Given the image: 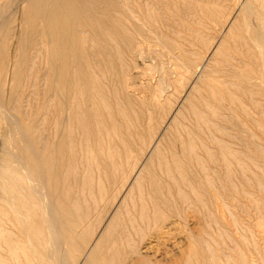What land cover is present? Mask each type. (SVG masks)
I'll list each match as a JSON object with an SVG mask.
<instances>
[{
	"label": "bare ground",
	"instance_id": "bare-ground-1",
	"mask_svg": "<svg viewBox=\"0 0 264 264\" xmlns=\"http://www.w3.org/2000/svg\"><path fill=\"white\" fill-rule=\"evenodd\" d=\"M183 1L184 2L181 3L182 5L184 3L186 6L191 7L190 2L192 1L190 0H183ZM196 1L200 2V0H196ZM208 1L210 0H201V5L203 3V5L205 4V6L206 4L210 6V4H208ZM216 2L214 0V3L212 2L213 5H215ZM260 2L261 1H259V3ZM170 6L179 7V4H177L175 0H0V152H1V155H0V200L2 201L4 200L3 202L0 201V203L5 202L6 207H7L4 209V206H2L4 204L2 205L0 204V212L1 210L4 211L3 216L7 213L11 216L10 220L12 223L15 222L14 224L18 227L16 231L18 230L19 236L22 238H25L26 244L23 243L25 244L24 246L25 264H72V259L70 256L71 255L75 256L76 254L79 255L78 257L83 256L82 261L84 260V264H109V262L111 261L113 262L112 258L114 256H116L114 257V259L118 260L117 257H119L121 253L120 252L121 251L120 242H121V237L123 233L122 235H119L120 231H118L119 230L118 225L114 226L113 224L114 221L110 223L112 220L111 221L109 220L110 221L109 223L111 225L106 224L108 225V227L105 229V233L107 232V234L110 235L111 240L104 242L103 241L104 238L101 239L100 238L101 236L99 237L100 241L102 240L103 243H106L104 246L105 247L104 251L107 252L109 256V258L106 260L105 258L104 260L102 259L100 260L99 257H101L100 255L104 251L102 253L99 252L97 250L98 249L97 246H96L97 249L93 248L94 249L93 250L91 247H89L90 239L89 241L87 240L88 235L85 236L84 234L82 237L79 234L80 230L83 228V225L85 223H87L86 224L87 226L89 225L87 222L88 219L86 222L84 221V223L79 222L73 219L74 216L71 215L73 213L64 214L61 209H62V206L64 207L65 210L69 209V204L73 202V200L69 202L70 198L72 197V192H73L71 190L72 188H76V186H78L79 183L82 184V189L84 190L80 191V189L78 190L76 189L75 194H74L76 197V200H78L77 196L81 192L84 193L83 191L86 190L87 186L89 187V189L87 188L89 192L90 193L92 192V189H93L92 185L95 179L91 177V175L93 176L95 174V172L93 171L94 166L96 167V168L94 167L95 170L98 171L97 172L98 174H96V176L98 180L97 185L101 193L100 195L103 194V190L105 191V187L103 185H105L106 183H107V186L110 183L114 191L117 190V186L118 185L120 186L122 182L128 177V176L126 177V172H124V170L122 169L123 167L122 163L123 162L125 163L126 161H124V159L126 160L128 157L126 158L124 155H123L124 157H122V154L125 153V151L122 153L120 152L121 150L119 148L121 146L124 147L127 153V154L125 153V155L129 156L128 154L131 151L130 147L132 149L133 145L129 143L128 138L130 139L132 136L134 138H137V140H140V141L143 140L142 134L139 133V129H140L139 126H138L139 128L138 130H135L133 127V129L135 130L133 132L134 134H132L131 129H130V126L132 125L130 124L131 122L133 124L138 123L139 125V122H134V120H136V116L138 117V114L137 112H135V109H137L139 106H144L148 108L149 113H152V110L155 107L157 108V110H159L158 106L160 107L163 105V103H165L164 101L165 99H167L166 98L168 96L167 94L169 93L171 94L175 92L174 90L176 91L179 90L173 87V83H172L173 80L175 81L178 77L184 76L185 72H188V75H190L189 74V71L191 70L189 67L190 63L188 64L189 60L187 59L186 61L184 57L186 54L185 45L188 44L190 40L188 36L186 38L184 34L185 37H183L181 33H183L184 30H187V32L189 30L192 32V33L190 32L191 34L195 35L193 36V39L194 38L196 39L198 35L201 38L200 36L201 34H199V30L197 29V27H196V30L191 29L193 27H191L192 25L189 22V19L193 18L194 16V12L192 13L193 10H190L187 7H182L180 5L181 6L180 13H179L180 17H177L178 18L177 19L173 13L172 15L174 16L172 15H171L172 17L168 16L166 8H169ZM193 6H196V4ZM193 6H192V9H194ZM211 7H208V8H211ZM196 8L200 9L198 6ZM214 8H211V9H214ZM222 8L224 9V7ZM201 10H202V7H201ZM206 10H210V9H206ZM219 10L220 9H218L217 11ZM194 11L196 12V10ZM210 12H213V11L210 10ZM243 12L245 13V18L241 20L247 22L248 24L250 23L254 24V25L252 24L254 28H252V26L250 25L247 27L248 28L247 30L250 31L251 35L246 34V36L244 35L243 37H241L242 42L244 43L243 45H245L246 46L245 49H247V52L245 54L249 53L247 55V57L249 58V62L248 60L247 62L249 63V65H252L253 63L254 65L261 64V66H263L264 65L263 64L264 63V6L260 5L257 7L254 1L249 0L247 3V7H245ZM207 14L208 13H206L205 11V15ZM209 14H212V13H209ZM257 16L259 18H257ZM203 18H206V17H203ZM203 18H201V23H203L202 22ZM207 18H210V17H207ZM197 19H195V22H197L196 21ZM232 19H233L232 20L233 22L234 20L238 18H235V19L232 18ZM239 19H238V22L240 21ZM248 19L253 20V21L249 23ZM256 19H259L258 22L260 23L261 30L256 29L257 27L255 24ZM229 22L231 21L229 20ZM238 22L236 21V24H238ZM177 23L178 24L180 23V25L178 26ZM174 25L175 27H177V29H175ZM159 26L162 28H165V32H163V30H160ZM195 26L197 25L195 24ZM235 27L238 28V26H235ZM222 28H223V25H222ZM232 28L234 29V26ZM224 29H225V26H224ZM239 30L241 31V29ZM248 31L246 32L248 33ZM191 34L188 33V35H191ZM234 41L233 43L236 42ZM242 42L240 41V43ZM191 43H192V40H191ZM229 43L231 44V41ZM236 43H238V41ZM239 45L240 44L238 45L236 44L237 47ZM193 46L195 47V45ZM236 46H233V47L237 49ZM223 49H227V47ZM255 50L258 51L259 55L256 53ZM231 51L233 50L231 49ZM184 52L185 54H183ZM224 52H226V50ZM221 53H222V50H221ZM190 54L194 55L195 53L194 54L190 53ZM225 55L223 56L225 57ZM229 55H227L229 58H231L232 60L235 59V56L233 58L232 55L231 56ZM227 56L225 57L226 61H227ZM231 59L228 65L224 64L225 67L222 66L220 68L219 66H217L219 69H221L219 72L220 74H222V76L220 75L217 76L219 73L218 71H215L210 76L204 75L200 77L202 78L201 87L199 89L196 88L197 85L193 87L194 89L195 88L197 89L195 93L198 94V97L200 96V98L198 99L199 101L198 103L197 101H196V104L192 103V101L194 102V100H197L195 98H193L194 100L190 99V101L188 100L187 101L191 103L192 110L195 116H198L201 120L202 118L204 120L208 118L207 112L213 116L212 118H214V123L213 121L212 122L206 121V122L213 124V127H215L216 132L218 133L217 134L218 137L217 139H215L216 137L215 138L212 137L213 135L212 132H211L212 135L211 136L209 135V136L213 139V141L217 140L216 141L217 144L216 143L215 144L218 147L217 149H219L218 156H220V161L224 165V167H227L229 165L233 166V163L235 161L243 164V162L245 161V158H248L252 160L253 162L261 163L262 160H264V150L262 148V144L264 143V71H261L259 68L258 69L256 68V71L259 72L257 76L258 78L261 79V80L259 79L261 83L258 81L248 82V77L245 74H243V72H247V71H244L242 67L240 66L239 67L241 69L238 68L237 67L238 65L234 64ZM219 61H222V60H219ZM226 61L224 62L226 63ZM236 61L241 66H243V63L241 60H235V62ZM227 62H229V60ZM192 64H195V63H192ZM214 67L212 66L213 69ZM262 70H264V68ZM212 72L213 71H211V73ZM246 74L250 75L249 73H246ZM193 75L194 74L190 76H193ZM105 78H107L108 81L110 82H107ZM200 78L197 79V76H196L197 80H199ZM102 79H104L103 80L104 82H102ZM184 79L186 81V78ZM41 82H42V85L39 86ZM177 83H175V85ZM172 89H173V92H172ZM194 95L192 96L195 97ZM201 104L204 105L205 108L208 109L206 110V112L203 109H201V106H202ZM147 108H146V111H148ZM163 112H165V110ZM50 116L52 118H50ZM153 116L151 115L149 117H153ZM173 118H176V117H173ZM174 120L175 119H173V121ZM210 120H213V119H210ZM184 128L186 129L185 126ZM183 129L179 130L178 128L177 131L178 130L182 131ZM173 131L174 132L172 134L174 136V133L176 131L175 130ZM178 132L175 134L176 137L174 136L175 140H177L176 142L178 141L182 142L184 138L180 136L179 135L180 132L179 133ZM183 132H185V130ZM149 133L152 134L151 132ZM186 133L187 132H185V134ZM240 134H244L246 138H244L245 136L242 137ZM186 135H189V133ZM196 137L198 138V135ZM187 138H188V142H190L189 138L191 139V135L190 137H187ZM193 139L197 140L196 138L192 136V141L195 142ZM183 143H186V142L183 141ZM237 143L241 144V146L243 145V147L245 148L247 147L248 148V149L246 148L247 150H250L252 146H255L256 150L254 151L252 150L253 152L249 151L250 152L249 154H251L250 156L247 153H245V151H241L238 148L236 150L234 148V145L236 146ZM176 145L177 143L174 144L173 147L175 148ZM184 145L183 147H185ZM200 145L205 147L206 144H200ZM154 146H152V148ZM187 146L188 148L191 147V145L189 147V143H187ZM157 147H156V153H158ZM194 148L195 147H191V149L184 148L188 152L186 151L185 153H183V152H178L180 151V147L179 149L177 147L176 149H178V151L176 150L172 151V159H170L171 161L169 160L170 162H168V160L164 162L163 160L164 163L162 162L163 163L162 165L157 164V166L159 167L162 166V168H160L161 173L163 169V171H165L164 172L165 174L166 173L169 174L171 183H178L179 185V182L182 183L188 180L189 174H187L185 170L188 169V163L190 159L193 158L192 156L196 154V152H193L194 150H192ZM160 149H159V152H161L162 150ZM195 150H197V148ZM208 151L210 150L208 149ZM206 153L208 152L206 151ZM210 154L211 153H209V158H210ZM136 155L137 154H135V156ZM196 156H198V154ZM132 158L134 160V157ZM159 159L160 158L157 157V161ZM216 161L218 160L216 159ZM200 162H201V159H200ZM196 163L197 162H195V164ZM258 163L257 165H259ZM148 164H151V163H148ZM190 164H193V163H190ZM190 164L189 166L191 167L192 165ZM248 164L247 166H249ZM84 165H85V168L83 167ZM129 165H130V162H129ZM137 166L138 164L136 165V167ZM130 167L132 166L130 165ZM136 167H133V168H136ZM184 167L186 169H184ZM126 168H127V163H126ZM203 168L201 170H203ZM219 168L220 167L218 166V169ZM239 168H240V165H239ZM261 168L263 169L264 167H261ZM80 169H81V172H80ZM143 169L144 168H141L140 170L137 169L138 171H134L133 169L132 171L134 172H131V171L128 172V173H131L132 175L131 178L133 179L130 186L134 182L132 187H130L131 193H132V190H134L135 188V187L133 188L134 185L135 186L137 185L138 188H140V190L142 189L144 191V188L142 186L143 183L141 185V182H142L141 176H145L144 174L141 175L142 172L144 171ZM151 171H152V168L149 171V173ZM207 171L209 172V169H207ZM240 172L242 173V171ZM250 173H251V170H250ZM263 173L264 172H262V174ZM150 174H151L150 181L152 182V186L150 184L151 188L148 189V191H150L151 193L148 192V194L149 193L151 194L152 199L156 203L155 214L158 215L159 209L162 207L160 206V203L163 201V200L161 201L159 197L162 196L167 191V188L163 184L164 182L162 183V180L158 178V174L157 175L154 173H150ZM217 175L216 177H218ZM249 175L247 178H249ZM225 176H226V173H225ZM199 177L200 176H198V178ZM205 177H204V180H205ZM242 177L244 178L246 176L243 175ZM170 180H166V181L164 180V181L169 184ZM192 180H194V178ZM196 181H199V180L197 179ZM226 181H227V178H226ZM228 181H231V179H229ZM190 182L192 181L190 180ZM218 182H219V179H218ZM192 183L190 185H192ZM229 183L231 184V187H233L232 181ZM148 184H149V181H148ZM197 184L199 183L197 182L196 185ZM203 184H206V182ZM249 184L251 183L249 182ZM185 185L184 187L188 186V185L186 186ZM163 186H165L166 191H164ZM220 186L222 187L221 184ZM223 187L221 189H223ZM235 187L237 186L235 185ZM124 188L125 187H123V189ZM212 188H214L213 184H212ZM230 188H229V191L231 190ZM123 189L122 191H124ZM169 189L171 192L172 191L171 188ZM127 190H129V188ZM114 191L112 190V193ZM196 191L199 192L197 188H196ZM236 191L237 190H234V192ZM262 191L264 192V190ZM234 192H231V193H234ZM219 195L218 197L220 198L221 196ZM228 195H227V198H230L231 195L229 197ZM247 195L250 197L249 193ZM80 196L83 197L82 195ZM102 196L104 197L105 195L103 194ZM235 197H236V194H235ZM27 198H29V200H27ZM125 198H126V195H125ZM200 198L202 199V197ZM200 198H199V202L201 200ZM252 199H254V197ZM76 200H74L75 204L77 203ZM143 200L145 201V199ZM166 201L168 203L169 201H171V198L170 200L166 199ZM224 201L226 200L223 199V202L219 206L221 217L220 218L218 217L219 224L222 228L226 227L224 226L225 217H226L225 211L228 210L226 208V205H225L226 203ZM217 203H218V200H217ZM257 204H260V203L256 202L255 205L257 206ZM82 206H84V204H82ZM119 206L118 207L115 206L116 209H118ZM80 208L82 207H79V209ZM120 209L121 207L119 208V210ZM233 209L234 208H232V211ZM99 210L100 209L98 208V212ZM229 210H228V213H230ZM78 211L76 213L77 215H79V212H81V211L79 212ZM244 211L246 212V210ZM82 212L85 215L84 211ZM98 212H95V213H98ZM86 213L87 215H89L88 213L90 212H86ZM9 215H8V218H9ZM229 216L232 217V213H230ZM237 216L235 214L233 215V217H236L235 219H237ZM0 217H1V214H0ZM82 217H80V219H82ZM112 217L111 219L114 218ZM233 217L232 219L227 218L226 220L230 219L229 221L232 222L235 220L233 219ZM84 220H86V218ZM117 223H120V222H117ZM117 223L115 222V224ZM2 224H5V223L3 222ZM232 224L234 227L235 223L232 222ZM32 226L35 228L34 235H32L31 233ZM238 226L239 225H237V227ZM11 227H12V224L10 228ZM88 227L89 229L91 228L90 225ZM1 228H0V239H4V241L3 240H0V241L4 242V243L2 242L3 243L2 245L5 248V252L3 253L4 254L7 253L6 251L7 249L14 255V257L19 255L20 252H18L17 254V251L20 248L19 245L20 244L22 245V243L19 242L18 239L14 240L11 237H8L7 233L5 232L6 229L2 230L4 228L2 229ZM122 228L124 227L122 226ZM222 228H220L219 231ZM229 229L230 228H228L227 231ZM231 229L233 228L231 227ZM246 229L248 230V228ZM10 232L13 233L12 231ZM225 232L226 231H223V233ZM81 233L83 232L81 231ZM219 233H222V231H220ZM232 233L230 234V236L232 235L231 238L232 237L237 238V236H239V235H236V233H235L236 236H233ZM160 234H163V233L160 232ZM39 235L42 237V240H43L42 242L39 240L40 238ZM101 235L104 236V233H102ZM195 235H194V239H195ZM240 237L242 238L241 235L239 236V238ZM99 238H98V241H99ZM125 238L123 240H125ZM222 238H224V235ZM233 239L231 241H233ZM96 241H97V238H96ZM196 241H197V238H196ZM234 242L238 243V240H235ZM43 243L46 245L44 246ZM124 245H126V243ZM101 246L102 245H100V247ZM122 246L123 245H121V247ZM192 246H194V244ZM200 248H203V245ZM204 248L203 249L205 250V252H206V249L207 250L209 249L208 251L210 255H212L211 253L212 251H210V248L208 247H204ZM69 249L72 252L74 251L76 254H70ZM100 250L102 251L103 248ZM204 250L203 251L201 250V251L204 253ZM208 251L206 253H208ZM215 251H217V249H215ZM123 252H125V250ZM8 254L9 253H7V255ZM190 254L188 253L187 255L186 253L187 256L190 255L191 257L195 258L196 256L199 255V252L197 251V249H193L190 252ZM214 254H216V252ZM128 255L126 257H128ZM207 255L204 254L202 257L205 256L207 258ZM223 255H226V254H223ZM7 257L8 259H10L9 256ZM20 257H22V254ZM214 258H215V255L213 257V260ZM146 259H149V258H146ZM216 261H213V263ZM192 262L194 261L192 260ZM2 264H6V263L2 262Z\"/></svg>",
	"mask_w": 264,
	"mask_h": 264
},
{
	"label": "rangeland",
	"instance_id": "rangeland-1",
	"mask_svg": "<svg viewBox=\"0 0 264 264\" xmlns=\"http://www.w3.org/2000/svg\"><path fill=\"white\" fill-rule=\"evenodd\" d=\"M177 1H179V2H177ZM190 1H192V2H190L191 3V7H189V6H186L184 3H183V5L181 4L182 2H184L183 0H175V2L177 3V4H179V7H175V6H170L169 8H166L167 9V14H168V16L169 17H172V16H176V18L177 17H180L179 16V13H180V7L182 6V7H187V8H189L190 10H193L192 11V13L194 12V16H193V18H190L189 19V22L191 23V27H193V28H191V29H195L196 30V27H197V29L199 30V34H201L200 36H201V38L199 37V35H198V37H196V39H197V41H196V39L194 38L193 39V36H195V35H193V34H191L192 32L191 31H189L188 30V32H187V30H184V32L183 33H181V35L183 36V37H185L186 36V38H187V36H188V38H189V40H190V42H188V44H186L185 46H186V48H185V46H184V48H185V50H186V54H185V52L183 53V54H185V59H186V61H187V59L189 60L188 61V64H189V67H190V71H189V74L190 75H192V74H194L193 76H190V75H188V72H185L183 75L184 76H181V77H178L175 81L173 80V87H175V89L177 88V89H179V90H174L175 92H173V89H172V92L174 93H169V94H167L168 96L166 97L167 99H165V103H163V107L162 106H158V109L159 110H157V108L155 107L153 110H152V113H149V110H148V108L147 107H144V106H139L138 108H140V109H135V112H137V114H138V117L136 116V120H134V122H139V125H138V123H135V124H133L131 121V123L130 124H132L131 126H130V129H131V132H132V134H134L133 132L135 131V130H138L139 128V133H141L142 134V137H143V140H137V138H134V137H132L131 136V138L129 139L128 138V140H129V143H131L130 145L132 146V149H131V147H130V150L132 151H130L129 152V156H126L125 155V153H126V150H125V148L124 147H120L119 149L121 150L120 152H124L125 151V153H123L122 154V157H128L126 160L124 159V161H126L125 163L123 162L122 163V169L124 170V172H126V179L122 182V180H121V182H122V184L119 186H117V190H116V188H115V190L116 191H114V189H112L113 187L110 185V183H109V185L107 186V183L105 184V185H103L104 187H105V191L103 190V194L105 195L104 197L102 196V195H100L101 193H100V191H99V188H98V180H97V176H96V174H98L97 172L98 171H96L95 170V168L93 167V171L95 172V177H94V175L92 176L91 175V177H93L94 179H95V181H94V183H93V185H92V187H93V189H92V192L90 193L89 192V187L87 186L86 187V190L85 191H83L84 193H80L78 196H77V198H78V200H80V201H78V200H76V197H75V191H76V189L78 190V189H80V191H82V190H84V189H82V184H78V186H76V188H72V190L71 191H73L72 192V197L70 198V201L69 202H71L72 200H73V202H71L70 204H69V209L68 210H65L64 209V207L62 206V212L65 214H71V213H73V214H71L72 216H74L73 217V219H75V220H77V221H79V222H83L84 223V221L86 222L87 221V219H88V224L90 225V229H89V225L87 226L86 224L87 223H85L84 225H83V228L80 230V235L83 237V235L85 234V236L86 235H88L87 236V240L89 241V239H90V243H89V247H91L92 249L94 248H96V246L98 247V251L99 252H103L104 250H105V244L106 243H103V241L104 242H107L108 240H111L110 239V235H108L107 234V232L105 233V229L108 227V225L110 224V223H112L113 221V224H114V226L115 225H118V231H120V234L119 235H122V233H123V235H122V237H121V242H120V248H121V253H120V256L119 257H117L118 258V260L116 259H114V257H116V256H114L113 258H112V260H113V262L111 261V262H109V264H133V263H135V264H195V263H197V264H210V262H211V264H264V192L262 191V190H264V173L262 174V172H264V168L262 169L261 167H264V160H262V162L261 163H258V162H253L252 160H250V159H248V158H245V161L243 162V164H241V163H238V162H234L233 163V166H227V167H224V165L221 163V161H220V156H218L219 155V149H217L218 147L216 146V144H217V140L216 141H213V139L210 137L211 135H212V133H213V135H212V137H216L215 139H217V137H218V133L216 132V129H215V127H213V124L211 123H209V122H212L213 121V123H214V118H212L213 116L210 114V113H208L207 112V114H208V118L207 119H203L202 117V120L203 121H205V122H203L198 116H195V114H194V112H193V110H192V105H191V103L190 102H188V101H190V99H192V100H194L193 98H195V99H197V100H194V102L192 101V103H194V104H196V101H197V103L199 102L198 101V99L200 98V96L198 97V94L197 93H195L196 92V88H200L201 87V85H202V82H201V80H202V78H200V77H202V76H210V75H212L215 71H218V75L217 76H222V74H220V70L221 69H219L217 66H219L220 68L223 66V67H225L224 66V64L225 65H228L229 63H230V59L231 58H229L227 55H229V56H231L232 55V57L234 58V56H235V59H231L232 61H233V63L234 64H237L236 66L238 67V68H240V67H242V69L244 70V71H247V72H243V70H242V72H243V74H245L247 77H248V82H260L261 83V79L260 78H258V71H256V68L258 69H260L261 71H264V70H262L263 68H264V63L262 64L263 66H261V64H259L260 65V67H259V65H254L253 63H252V65H249V58L247 57V55L249 54H245L246 52H247V49H245L246 48V46L245 45H243L244 43L242 42V39H241V37H243L244 35L246 36V34H249V35H251V33H250V31H248L247 29V27L250 25V26H252V28H254V24L253 23H250V22H252L253 20H250V19H248V22L250 23V24H248L247 22H245V21H243V20H241V19H244L245 18V13L243 12L244 11V9H245V7H247V3H248V1L247 0H217V2H216V0H215V5H213V3H214V0H210V1H212V2H210V1H208V4H210V6L209 5H207L206 4V6H205V4L203 5V3H202V5H201V0H200V2L199 1H196V0H190ZM195 1V2H194ZM230 3H229V2ZM252 1H254L255 2V4H256V6L258 7V6H264V0H252ZM259 1H261L260 3H259ZM210 2V3H209ZM212 3V4H211ZM218 3H219V5H218ZM195 5L196 4V6H193V5ZM198 4V5H197ZM217 4V5H216ZM223 4H225V5H223ZM181 5V6H180ZM242 5V6H241ZM192 6H193V8L194 9H192ZM199 7L200 9H197L196 7ZM212 6V7H211ZM219 8H218V7ZM226 6V7H225ZM228 6V7H227ZM173 7V8H172ZM201 7H202V10H201ZM208 7H211V8H214V9H211V8H208ZM222 7H224V9L222 8ZM230 7V8H229ZM175 8H177V9H175ZM170 9V10H169ZM206 9H210L211 11H213V12H210V10H206ZM218 9H220L219 11H217ZM241 9V10H240ZM174 10V11H173ZM194 10H196V12H197V14H196V12L194 11ZM204 10V11H203ZM216 10V11H215ZM200 11V12H199ZM205 11H206V13H208L207 15H205ZM229 11V12H228ZM234 11V12H233ZM236 11V12H235ZM202 12V13H201ZM203 12H204V14H203ZM215 12V13H214ZM218 12V13H217ZM172 13L174 14V15H172ZM178 13V14H177ZM209 13H212V14H209ZM214 13V14H213ZM261 13V12H260ZM198 14H200V15H198ZM201 14H203V15H201ZM217 16H216V15ZM172 15V16H171ZM242 15H243V17H242ZM255 15H256V13H255ZM198 16V17H197ZM199 16H200V18H199ZM206 17V18H203V17ZM217 18H216V17ZM218 16H219V18H218ZM195 17V18H194ZM207 17H210V18H207ZM198 18V19H197ZM201 18H203L202 20V22L203 23H201ZM230 18V19H229ZM232 18H240L239 20V22H238V19H236V20H234L233 22H232ZM257 18H259L258 16H257ZM178 19V18H177ZM195 19H197L196 21L198 22H195ZM194 20V21H193ZM200 20V21H199ZM229 20L231 21V22H229ZM258 20L259 19H256L255 20V24H256V29H259V30H261V26H260V23L258 22ZM191 21H193V22H191ZM209 23H208V22ZM236 21L238 22V24H240V22H241V24L240 25H238V24H236ZM220 22V23H219ZM205 23V24H204ZM223 23V24H222ZM245 23V24H244ZM194 24V25H193ZM195 24L197 25V26H195ZM199 24V25H198ZM203 24V25H202ZM221 24V25H220ZM227 24V25H226ZM253 24V25H252ZM258 24H259V26H258ZM176 25V24H175ZM175 25H174V27H175ZM177 25L179 26L180 25V23L178 24L177 23ZM176 25V26H177ZM201 25V26H200ZM206 27H205V26ZM222 25H223V28H222ZM241 25H243V26H241ZM195 26V27H194ZM201 28H200V27ZM224 26H225V29H224ZM228 27V29H227V27ZM234 26V29L232 28ZM235 26H238V28L237 27H235ZM217 27V28H216ZM159 28H160V30H163V32H165V28H162V27H160L159 26ZM182 28V27H181ZM203 28V29H202ZM207 28V29H206ZM231 28V29H230ZM237 28V29H236ZM175 29H177V27H175ZM223 29V30H222ZM227 29V30H226ZM239 29H241V31L239 30ZM197 30V31H198ZM245 30V31H244ZM227 31H229V32H231V33H229V32H227ZM246 31H248V33L246 32ZM191 32V33H190ZM188 33L189 34H191V35H188ZM184 34H185V36H184ZM242 34V35H241ZM191 36H192V38H191ZM206 36V37H205ZM232 36V37H231ZM237 36V37H236ZM263 36V35H262ZM214 39H216V40H214ZM232 39V40H231ZM238 39V40H237ZM191 40H192V43L194 42V40H195V42L192 44L191 43ZM200 40V41H199ZM202 40V41H201ZM237 42L238 41V43H236L235 41ZM223 41V42H222ZM231 41V44L229 43ZM233 41L235 42V43H233ZM240 41L242 42V43H240ZM197 42V43H196ZM191 43V44H190ZM199 43V44H198ZM206 43V44H205ZM223 43V44H222ZM202 44V45H201ZM203 44H204V46H203ZM213 44V45H212ZM229 44H230V46H229ZM236 44L238 45V44H240L238 47L236 46ZM193 45H195V47L193 46ZM225 45V46H224ZM232 45V46H231ZM189 46V47H188ZM223 46V47H222ZM233 46H236L237 47V49L235 48V47H233ZM243 46V47H242ZM227 47V49H223V48H226ZM231 47V48H230ZM241 49H240V48ZM190 48H192V49H190ZM196 48V49H195ZM198 48V49H197ZM215 48V49H214ZM239 48V49H238ZM254 48H255V46H254ZM210 49V50H209ZM231 49L233 50V51H231ZM199 50V51H198ZM219 50V51H218ZM221 50H222V53H221ZM226 50V52H224ZM243 50V51H242ZM189 53H188V52ZM191 51V52H190ZM197 51V52H196ZM240 51H241V53H240ZM256 51V50H255ZM208 52V53H207ZM234 52V53H233ZM190 53H195L194 55H191ZM197 53H198V55H197ZM215 53H216V55H215ZM232 53V54H231ZM242 53H243V55H242ZM256 53L258 54V51H256ZM226 54V55H225ZM214 55H215V57H214ZM223 55H225V57L227 56V61L229 60V62H227L226 61V58L223 56ZM259 55V54H258ZM196 56V57H195ZM210 57V58H209ZM222 57V58H221ZM224 57V58H223ZM246 57V58H245ZM219 59V60H222V61H219V60H217V59ZM229 58V59H228ZM216 59V60H215ZM226 61V63L224 62V61ZM235 60H241L242 61V63H243V66H241L237 61L235 62ZM247 60H248V62H247ZM190 61H192V62H190ZM195 61V62H194ZM214 61H216V62H214ZM244 61H245V63H244ZM213 62V63H212ZM192 63H195V64H192ZM261 63V62H260ZM212 66L214 67H217V68H215L214 67V69L212 68ZM240 66V67H239ZM253 66V67H252ZM255 66V67H254ZM258 66V67H257ZM255 68V69H254ZM201 69V70H200ZM208 69V70H207ZM215 69H217V70H215ZM241 69V68H240ZM255 70V71H254ZM192 71V72H191ZM211 71H213L212 73H211ZM194 72V73H193ZM197 72V73H196ZM257 72V73H256ZM187 73V74H186ZM204 73V74H203ZM246 73H249L250 75H247ZM200 75V76H199ZM196 76H197V79L198 78H200L199 80H197L196 79ZM186 78V81H185V79L184 78ZM195 78V79H193V78ZM183 78V79H182ZM192 78V79H191ZM181 80V82H180V80ZM254 81H253V80ZM260 79V80H259ZM104 79H102V82H104L103 81ZM105 80L107 81V82H110V81H108V79L107 78H105ZM178 80H179V82H178ZM183 80V81H182ZM188 80V81H187ZM252 80V81H251ZM105 81V82H106ZM192 81V82H191ZM178 82V83H177ZM201 82V83H200ZM175 83H177L176 85H175ZM181 83V84H180ZM189 83V84H188ZM196 83V84H195ZM195 84V85H194ZM42 85V82L40 83V85L39 86H41ZM197 85V86H196ZM179 86V87H178ZM196 86V88L194 89L193 87H195ZM199 86V87H198ZM183 87V88H182ZM189 88V89H188ZM192 88V89H191ZM190 90V91H189ZM195 90V91H194ZM188 92V93H187ZM192 92V93H191ZM194 93H195V95H194ZM190 94V95H189ZM182 95V96H181ZM192 95H194L195 97H193ZM184 97H186V98H184ZM183 100V101H182ZM184 100H186V101H184ZM188 100V101H187ZM167 101V102H166ZM181 101V102H180ZM181 105H180V104ZM188 103H190V104H188ZM202 105V104H201ZM190 106V107H189ZM203 106V107H202ZM201 106V109H203L205 112H206V110H208L207 108H205V106L204 105H202ZM144 107V108H143ZM162 107V108H161ZM184 107V108H183ZM146 108H147V110L148 111H146ZM161 108V109H160ZM165 110V112H163ZM144 113H143V112ZM155 111V112H154ZM168 111V112H167ZM177 111H179V112H177ZM139 112H141V113H139ZM159 113V114H158ZM162 113H164V114H162ZM191 113H193V114H191ZM141 114V115H140ZM150 114V115H149ZM158 114V115H157ZM144 115V116H143ZM153 116V117H149V116ZM162 115V116H161ZM185 117H184V116ZM211 115V116H210ZM147 116H148V118H147ZM142 117V118H141ZM173 117H176V118H173V119H175L174 121H173V119L172 118ZM50 118H52L51 116H50ZM150 118V119H149ZM186 118V119H185ZM138 119H139V121H138ZM209 119V120H208ZM210 119H213V120H210ZM150 120V121H149ZM178 120V121H177ZM192 125H190L187 121ZM198 120V121H197ZM201 120V121H200ZM149 121V122H148ZM154 121V122H153ZM206 121H209V122H206ZM180 122V123H179ZM201 122V123H200ZM143 123V124H142ZM152 123V124H151ZM198 123V124H197ZM208 123V124H207ZM156 124V125H155ZM205 124V125H204ZM207 124V125H206ZM209 124H210V126H209ZM135 125H137V126H135ZM182 125H184L185 127H186V129L184 128V126H182ZM190 125V126H189ZM196 125H198V126H196ZM211 125H212V127H211ZM138 126H139V128H138ZM176 126V127H175ZM208 128H207V127ZM133 127H134V129H133ZM147 127H149V128H147ZM155 127V128H154ZM174 127H175V129H174ZM179 128V130H181V129H183L182 131H177V129ZM211 129H210V128ZM152 128V129H151ZM197 128V129H196ZM199 128V129H198ZM202 128V129H201ZM171 129V130H170ZM192 129V130H191ZM213 129V130H212ZM214 129H215V131H214ZM151 130H153V131H151ZM173 130H175L176 132L174 133V136H175V134L178 132L179 133V135L180 136H182L183 138H184V142H186V143H183V141L182 142H176L177 140H175V137L173 136ZM185 130V132H187L186 134H188L189 133V135H186L185 134V132H183ZM187 130V131H186ZM209 130V131H208ZM193 131V132H192ZM149 132H151L152 134H150ZM183 134H182V133ZM212 132V133H211ZM157 133V134H156ZM156 135V136H155ZM190 135H191V139L189 138V141L190 142H188V138L187 137H190ZM198 135V138L196 137ZM210 135V136H209ZM242 137H244L245 135L244 134H240ZM145 136V137H144ZM160 136V137H159ZM192 136L194 137V138H196L197 140H195V139H193L195 142H193L192 141ZM152 137H154V138H152ZM181 137V138H182ZM147 138V139H146ZM160 138V139H159ZM187 139V141H186V139ZM244 138H246V136L244 137ZM133 139H135V140H133ZM145 139V140H144ZM152 139V140H151ZM171 139V140H170ZM202 139V140H201ZM210 139H212V140H210ZM130 140H131V142H130ZM138 141V143H137V141ZM173 140V141H172ZM204 140V141H203ZM210 140V141H209ZM160 141V142H159ZM202 143H201V142ZM145 142V143H144ZM152 142V143H151ZM157 142V143H156ZM177 143V145H176V147L174 148L173 147V145L174 144H176ZM133 143H135V144H133ZM154 143V144H153ZM171 143V144H170ZM187 143H189V147H190V145H191V147H195L194 149H192V150H194L193 152H196V154L195 155H193L192 157L194 158H191L190 159V161H189V163H188V169H186L185 167H184V169H186L185 170V172H187V174H189V178H188V180H186L185 182H179V185H178V183H171V180H170V178H169V174L168 173H164L165 171H163V169H162V173H161V169L160 168H162V166H157V164L158 165H162L164 162H166L167 160H168V162H170L171 160L170 159H172V151L173 150H176V151H178V149H179V147H180V151H178V152H183V153H185L187 150L186 149H191V147L190 148H188V146H187ZM192 143H194V144H192ZM212 143V144H211ZM215 145H214V144ZM239 143V142H238ZM236 144V146L234 145V148L237 150V148L239 149V150H241V151H245V153H247L248 155H250L251 156V154H249L250 152H253L254 150H256V147L255 146H252L251 148H250V150H247L245 147H243V145L241 146V144ZM136 144H137V146H136ZM139 144V145H138ZM141 144V145H140ZM144 144V145H143ZM153 144V145H152ZM159 144V145H158ZM161 144V145H160ZM185 144V145H184ZM200 144H206L205 145V147H203L202 145H200ZM155 145V146H154ZM158 147H157V146ZM169 145V146H168ZM183 145L185 146V147H183ZM197 145V146H196ZM240 145V146H239ZM136 146V147H135ZM149 146V147H148ZM152 146H154L153 148H152ZM238 146V147H237ZM141 147H143V148H141ZM146 147V148H145ZM156 147H157V152L158 153H160V154H158V153H156ZM169 147H170V149H169ZM178 147V149H176ZM204 148L208 153H206V151L204 150V149H202V148ZM124 148V149H123ZM161 150V152H159V149ZM183 150H182V149ZM184 148H186V149H184ZM197 148V150H195ZM245 150H244V149ZM262 148H263V150H264V143L262 144ZM140 149H142V150H140ZM208 149L211 151H208ZM144 150V151H143ZM155 150V151H154ZM169 150H170V152H169ZM198 150H199V152H198ZM253 150V151H252ZM262 150V151H263ZM141 153H140V152ZM167 153H166V152ZM248 151V152H247ZM250 151V152H249ZM188 152V151H187ZM198 152V153H197ZM212 152H213V154H212ZM143 153V154H142ZM209 153H211L210 154V158H209ZM127 154V153H126ZM131 154H132V156H131ZM135 154H137L136 156H135ZM155 154V155H154ZM158 154V155H157ZM198 154V156H196ZM0 155H1V152H0ZM124 155V156H123ZM149 155V156H148ZM154 155V156H153ZM156 156V157H155ZM170 156V157H169ZM196 156V157H195ZM254 156V155H253ZM252 156V157H253ZM132 157H134V160H133V158ZM157 157L158 158H160L159 160H161V161H157ZM214 157H215V159H214ZM196 158V159H195ZM203 158V159H202ZM200 159H201V162H200ZM209 159V160H208ZM216 159L218 160V161H216ZM131 160V161H130ZM136 160V161H135ZM150 160V161H149ZM154 160V161H153ZM163 160H164V162H163ZM170 160V161H169ZM211 160V161H210ZM247 160V161H246ZM123 161V160H122ZM133 161V162H132ZM129 162H130V165L132 166V167H130V165H129ZM154 162V163H153ZM163 162V163H162ZM195 162H197L196 164H195ZM203 162V163H202ZM221 164H220V163ZM126 163H127V168H126ZM148 163H151V164H148ZM152 163H153V165H152ZM160 163V164H159ZM190 163H193V164H190ZM217 163H218V165H217ZM245 163H249L248 165L249 166H247V164H245ZM253 163V164H252ZM256 163V164H255ZM257 163L259 164V165H257ZM133 164V165H132ZM138 164V166L136 167V165ZM145 164H147V165H145ZM189 164L190 165H192L191 167L189 166ZM204 164V165H203ZM251 164V165H250ZM254 164H255V166H257V167H255L254 166ZM135 165V166H134ZM145 165V166H144ZM203 165V166H202ZM235 165V166H234ZM239 165H240V168H239ZM244 165V166H243ZM246 165V166H245ZM263 165V166H262ZM82 166V165H81ZM152 168V171L150 172V173H154V174H158V178L160 179V180H162V183L166 186V188H167V191L165 190L166 188H165V186H163L164 187V191H166L162 196H158L160 199H161V203H160V206H162L160 209H159V213H158V215H156L155 214V206H156V203L154 202V200L152 199V196H151V192L150 191H148V189H150L151 188V186H152V182L150 181V176H151V174L149 173V171L151 170V168ZM218 166L220 167L219 169H218ZM84 168H85V165L83 166ZM133 167H136V168H133ZM154 167H155V169H154ZM157 167H159V168H157ZM205 169H204V168ZM239 169H238V168ZM255 169H254V168ZM258 167H259V169H258ZM141 168H144L143 170V172H142V174L141 175H145V176H141V185H142V183H143V188H144V191L141 189L140 190V188H138V186L136 187L135 185L133 186V188H134V190H132V193H131V189H130V187H132V185H133V183H132V185L130 186V184H131V182L133 181V179L131 178L132 177V175H131V173H128V172H134V171H138V170H140ZM203 168V170H201ZM234 168V169H233ZM236 168V169H235ZM243 168V169H242ZM246 168V169H245ZM261 168V169H260ZM127 169V170H126ZM130 169V170H129ZM134 169V171H132ZM138 169V170H137ZM147 171H146V170ZM150 169V170H149ZM192 169H193V171H192ZM207 169H209V172L207 171ZM221 169V170H220ZM226 169V170H225ZM233 171H231V170ZM248 169H250L251 170V173H250V170H248ZM189 172H188V171ZM224 170H225V172H224ZM245 170V171H244ZM159 171V172H158ZM206 171H207V173H206ZM215 171V172H214ZM220 171V172H219ZM224 173H223V172ZM238 172V173H236V172ZM240 171H242V173L240 172ZM254 171H256V172H254ZM80 172H81V169H80ZM145 172H146V174H145ZM156 172V173H155ZM193 172H195V173H197L198 174V176H200L199 178H198V176H197V174H195V173H193ZM246 172V173H245ZM128 173V174H127ZM160 173H161V175H160ZM202 173V174H201ZM203 173H205V174H203ZM208 173H209V175H208ZM218 175H217V174ZM225 173H226V176H225ZM234 173V174H233ZM245 173V174H244ZM250 175H249V174ZM257 173V174H256ZM133 174V173H132ZM153 174V175H154ZM163 174V175H162ZM218 176V177H216V175ZM222 174V175H221ZM224 174V175H223ZM241 174H243L244 176H246V177H242L243 175H241ZM235 175V176H234ZM248 175H249V178H247L248 177ZM130 176V177H129ZM191 176V177H190ZM206 176V177H205ZM209 176V177H208ZM221 176V177H220ZM224 178H223V177ZM255 176V177H254ZM142 177H143V179H142ZM164 179H163V178ZM204 177H205V180H207V181H205L204 180ZM242 177V178H241ZM129 178V179H128ZM145 178V179H144ZM194 178V180H192V179ZM208 178V179H207ZM219 179V182H218V179ZM226 178H227V181H226ZM237 180H236V179ZM255 178H257V179H255ZM260 178V179H259ZM123 179H124V177H123ZM199 180V181H196V180ZM229 179H231V181H232V183H233V187H231V184L229 183V182H231V181H228ZM249 179V180H248ZM252 179V180H251ZM149 181V184H148V181ZM166 180H170V182H169V184L167 183V182H165ZM190 180L192 181V182H194V181H196V182H194V183H192V182H190ZM212 180V181H211ZM246 180V181H245ZM146 181V182H145ZM202 181V182H201ZM206 182V184H203V183H205ZM226 181V182H225ZM199 183V184H197L196 185V183ZM223 182V183H222ZM225 182V183H224ZM239 182V183H238ZM249 182L251 183V184H249ZM128 183V184H127ZM192 183V185H190ZM229 183V184H228ZM259 183V184H258ZM118 184H120V183H118ZM127 184V185H126ZM150 184H151V186H150ZM172 184V185H171ZM177 184V185H176ZM186 184V185H188V186H186V187H184V185ZM208 184H209V186H208ZM212 184H213V187L215 188H212ZM220 184L222 185V187L223 186H225V187H223V189H221L222 187L220 186ZM260 184H261V186H260ZM145 185V186H144ZM146 185H148V186H146ZM202 185V186H201ZM206 185V186H205ZM235 185L237 186V187H235ZM243 185V186H242ZM249 185H250V187H249ZM79 186H81V187H79ZM174 186V187H173ZM183 186V187H182ZM197 186V187H196ZM201 186V187H200ZM219 186H220V188H219ZM226 186H228V187H226ZM241 186V187H240ZM252 186H253V188H252ZM257 186V187H256ZM122 187V188H121ZM123 187H125L124 189H123ZM145 187H147V188H145ZM177 187V188H176ZM189 189H188V188ZM202 187H204V188H202ZM209 187H211V188H209ZM231 187V188H230ZM259 187V188H258ZM88 188V189H87ZM108 188H109V190H108ZM129 188V190H127ZM137 188V189H136ZM169 188H171V192H170V189ZM174 188V189H173ZM196 188H197V190H199V192L198 191H196ZM229 188L231 189V190H233V191H229ZM234 188V189H233ZM263 188V189H262ZM98 189V190H97ZM119 189V190H118ZM122 189L124 190V191H122ZM139 189V190H138ZM183 189V190H182ZM185 189V190H184ZM187 189V190H186ZM203 189V190H202ZM244 189V190H243ZM112 190L114 191L113 193H112ZM121 190V191H120ZM137 190V191H136ZM147 190V191H146ZM179 192H178V191ZM201 190V191H200ZM207 190V191H206ZM210 190H212V191H210ZM215 190V191H214ZM224 192H223V191ZM234 190H237L236 192H234ZM99 191V192H98ZM117 191H118V193H117ZM219 191V192H218ZM242 191V192H241ZM249 191V192H248ZM98 192V193H97ZM143 192H144V194H143ZM148 192H150L149 194H148ZM213 192V193H212ZM217 192V193H216ZM224 194H223V193ZM231 192H234V193H231ZM115 193V194H114ZM126 195V198H125V195ZM147 193V194H146ZM178 193V194H177ZM181 193V194H180ZM193 193V194H192ZM225 193H227V194H225ZM228 193H229V195H228ZM250 194V197L247 195V194ZM85 194V195H84ZM86 194H88V195H86ZM162 194V193H161ZM219 194H221V195H219ZM235 194H236V197H235ZM254 194V195H253ZM80 195H82L83 197H81ZM115 197H114V196ZM124 195V196H123ZM138 195V196H137ZM145 195V196H144ZM148 195V196H147ZM166 195V196H165ZM168 195V196H167ZM172 195V196H171ZM187 195V196H186ZM205 195V196H204ZM216 195V196H215ZM218 195L219 196H221L220 198L218 197ZM227 195H228V197L230 196V198H231V200H230V198H227ZM246 195V196H245ZM252 195V196H251ZM95 196V197H94ZM123 196V197H122ZM143 196H144V198H143ZM165 196V197H164ZM185 196V197H184ZM208 196H210V197H208ZM223 196V197H222ZM258 196V197H257ZM89 197V198H88ZM97 197V198H96ZM146 197V198H145ZM167 197V198H166ZM169 197V198H168ZM184 197V198H183ZM188 197H189V199H188ZM200 197H202V199L200 198ZM204 197V198H203ZM249 197V198H248ZM254 197V199H252ZM256 197H257V199H256ZM82 198V199H81ZM96 198V199H95ZM139 198V199H138ZM149 200H148V199ZM155 198H156V196H155ZM170 198H171V201H169L168 203H167V201H166V199L168 200H170ZM179 198H180V200H179ZM199 198L201 199L200 200V202H199ZM216 198H217V200H218V203H217V200H216ZM221 198H223L224 200H226V201H224L226 204V208L229 210V212L230 213H232V217H233V215L235 214L236 216H237V219H235L236 217H233V219H235L234 221H232L233 223H235V225H234V227H233V224H232V222H230L229 220L230 219H232V217H230L229 216V214L230 213H228V210H226L225 211V225L224 226H226V227H224V228H222L221 226H220V224H219V219H218V217L220 218L221 217V212H220V208H219V206L221 205V203L223 202V199H221ZM87 199V200H86ZM90 199V200H89ZM99 199V200H98ZM105 199V200H104ZM109 201H107V200ZM143 199H145V201L143 200ZM27 200H29V198H27ZM74 200H76L77 201V203L75 204L74 203ZM98 202H97V201ZM125 200V201H124ZM174 202H173V201ZM190 200V201H189ZM221 200V201H220ZM238 202H237V201ZM255 201V203H254V201ZM1 202H3L2 200H0ZM104 201H106V202H104ZM130 201H131V203H130ZM141 201V202H140ZM143 201V202H142ZM166 202V204H165V202ZM184 201V202H183ZM189 201V202H188ZM250 201V202H249ZM122 202V203H121ZM164 202V203H163ZM173 202V203H172ZM196 202V203H195ZM212 202H214V203H212ZM256 202H258V203H260V204H257V206L255 205L256 204ZM92 203V204H91ZM101 203V204H100ZM102 203H104V204H102ZM119 203V204H118ZM181 205H183V206H181ZM203 203V204H202ZM242 203V204H241ZM1 205L2 204H4V205H2V206H4V209L5 208H7L6 207V204H5V202L4 203H0ZM82 204H84V206H85V208H84V206H82ZM91 204V205H90ZM106 204V205H105ZM121 204V205H120ZM193 204V205H192ZM241 204V205H240ZM101 205H103V206H101ZM114 205V206H113ZM119 206V208L121 207V209L119 210V208L118 209H116V207H118ZM141 205H142V207H141ZM166 205H168V206H166ZM171 205V206H170ZM188 205V206H187ZM229 205V206H228ZM242 205H243V207H242ZM75 206V207H74ZM106 206V207H105ZM113 206V207H112ZM116 206V207H115ZM136 206V207H135ZM159 206V207H160ZM170 206V207H169ZM240 206V207H239ZM77 207V208H76ZM79 207H82V208H80L79 209ZM93 207V208H92ZM102 207H103V209H102ZM152 207H153V209H152ZM184 207V208H183ZM202 207V208H201ZM259 207V208H258ZM261 207V208H260ZM73 208V209H72ZM98 208L100 209L99 210V212H98ZM104 208H105V210H104ZM232 208H234L233 209V211H232ZM241 208V209H240ZM247 208V209H246ZM256 208V209H255ZM85 209H86V211H85ZM102 209V210H101ZM113 209V210H112ZM162 209V210H161ZM164 209V210H163ZM171 209V210H170ZM178 209V210H177ZM188 209V210H187ZM199 209V210H198ZM243 209V210H242ZM71 210V211H70ZM73 210H74V212H73ZM81 211V212H79V211ZM94 210V211H93ZM110 210H111V212H110ZM136 212H135V211ZM139 210V211H138ZM244 210H246V212L244 211ZM77 211L79 212V215H77L76 213H77ZM82 211H84V213H85V215L83 214V212ZM103 211V212H102ZM141 211V212H140ZM164 211V212H163ZM211 211V212H210ZM232 211V212H231ZM259 211V212H258ZM3 212L4 211H2L1 210V212H0V214H1V217H0V223L2 224L3 222L5 223V224H0V228L2 227V228H4V229H2V230H8V231H6L5 230V232L7 233V236L8 237H11L12 239H18V241L19 242H21L22 243V245L20 244L19 245V249H18V251H17V254H18V252H20V256H21V254H22V257H20L19 255H17V256H15L14 257V255L10 252V251H8L7 249H6V251H7V253H9L8 255H7V253H3V252H5V248L3 247V241H4V239H0V240H3L2 242L0 241V264H2V262H5L6 264H25V253H24V246H25V238H22V237H20L19 236V234H18V230L16 231V229H18V227L14 224L15 222H11V216L7 213V214H5L4 216H3ZM86 212H90V213H88L89 215H87V213ZM95 212H98V213H95ZM118 212H120V213H118ZM122 212V213H121ZM161 212V213H160ZM262 212V213H261ZM140 213V214H139ZM165 213V214H164ZM199 213V214H198ZM217 213V214H216ZM228 213V214H227ZM234 213V214H233ZM81 214H82V216H81ZM93 214H95V215H93ZM97 214V215H96ZM126 214V215H125ZM139 214V215H138ZM159 214H160V216H159ZM220 214V215H219ZM261 214V215H260ZM8 215H9V218H8ZM99 215V216H98ZM101 215V216H100ZM111 215V216H110ZM122 215V216H121ZM250 215V216H249ZM114 218H113V217ZM116 216H117V218H116ZM120 216V217H119ZM138 216V217H137ZM179 216V217H178ZM5 217V218H4ZM7 217V218H6ZM76 217V218H75ZM80 217H82V219H80ZM86 218V220H84L85 218ZM98 217V218H97ZM110 217V218H109ZM111 217L113 218V219H111ZM121 217H122V219H121ZM128 217V218H127ZM136 217V218H135ZM142 217V218H141ZM163 217V218H162ZM127 218V219H126ZM149 218V219H148ZM227 218H230V219H228V220H226ZM259 220H258V219ZM9 219V220H8ZM97 219V220H96ZM115 219H116V221H115ZM2 220H4V221H2ZM98 220H100V221H98ZM111 222H110V221ZM119 220H121V221H119ZM136 220V221H135ZM154 220V221H153ZM256 220V221H255ZM7 221V222H6ZM142 223H141V222ZM144 221V222H143ZM169 221H171V222H169ZM180 221V222H179ZM217 221V222H216ZM10 222V223H9ZM91 222V223H90ZM108 222V223H107ZM110 222V223H109ZM115 222L117 223V222H120V223H117V224H115ZM226 222H227V224H226ZM229 222H230V224H229ZM95 223H97V224H95ZM174 223V224H173ZM176 223V224H175ZM178 223V224H177ZM238 223V224H237ZM241 223V224H240ZM256 223V224H255ZM263 223V224H262ZM11 224H12V227L10 228V226H11ZM14 224V225H13ZM106 224H108V225H106ZM122 224V225H121ZM133 224V225H132ZM136 224V225H135ZM172 224V225H171ZM200 224V225H199ZM245 224V225H244ZM111 225V224H110ZM131 225V226H130ZM175 225V226H174ZM228 225V226H227ZM237 225H239L238 227H237ZM15 226V227H14ZM122 226L124 227V228H122ZM164 226H166V227H164ZM230 226V227H229ZM243 226V227H242ZM253 226V227H252ZM259 226V227H258ZM133 227V228H132ZM136 227V228H135ZM222 228L220 231H222V233H219L220 231H219V229L220 228ZM231 227L233 228V229H231ZM241 227V228H240ZM261 227V228H260ZM89 230H88V229ZM122 228V229H121ZM130 228V229H129ZM142 228V229H141ZM228 228H230L228 231H227V229ZM245 228V229H244ZM246 228H248V230L246 229ZM260 228V229H259ZM263 228V229H262ZM121 229V230H120ZM124 229V230H123ZM133 229H135V230H133ZM162 229H164V230H162ZM171 229H173V230H171ZM202 229V230H201ZM35 228L32 226V229H31V233H32V235H34V233H35ZM101 230V231H100ZM103 230H104V232H103ZM128 230V231H127ZM133 230V231H132ZM162 230V231H161ZM166 230V231H165ZM170 230V231H169ZM232 230V231H231ZM241 230V231H240ZM10 231H12L13 233H11ZM81 231L83 232V233H81ZM136 231V232H135ZM157 231H158V233H157ZM165 231V232H164ZM175 231V232H174ZM223 231H226L225 233H223ZM233 231H235V232H233ZM246 231V232H245ZM248 231V232H247ZM128 232V233H127ZM160 232L161 233H163V234H160ZM173 232V233H172ZM178 232V233H177ZM188 232V233H187ZM233 234V236H236V235H241L242 236V238L240 237L239 238V236H237V238H235V237H232L231 238V236H230V234L231 233ZM263 232V233H262ZM102 233H104V236L103 235H101ZM119 233V232H118ZM140 233V234H139ZM176 233V234H175ZM192 233H194V234H192ZM220 235H219V234ZM227 233V234H226ZM235 233H236V235H235ZM135 234V235H134ZM138 234V235H137ZM196 234V235H195ZM224 235V238H222L223 237V235ZM260 234H262V235H260ZM17 235V236H16ZM124 235H125V237H124ZM130 235V236H129ZM141 235V236H140ZM155 235V236H154ZM194 235H195V239H194ZM198 235V236H197ZM15 236V237H14ZM84 236V237H85ZM101 236V237H100ZM103 236V237H102ZM128 236V237H127ZM132 236V237H131ZM138 236V237H137ZM157 236V237H156ZM165 236H167V237H165ZM203 237V239H202V237ZM222 236V237H221ZM230 236V237H229ZM39 240L42 242L43 240H42V237L39 235ZM91 237V238H90ZM101 239H103L104 238V240L102 241H100V238ZM125 238V240H123L124 238ZM193 237V238H192ZM199 237V238H198ZM243 237H244V239H243ZM21 238V239H20ZM96 238H97V241H98V238H99V241L97 242L96 241ZM108 238V239H107ZM190 238V239H189ZM196 238H197V241H196ZM202 240H201V239ZM234 238V239H233ZM240 240H239V239ZM24 239V240H23ZM86 239V238H85ZM185 239V240H184ZM194 239V240H193ZM199 239V240H198ZM205 239V240H204ZM233 239V241H231ZM106 240V241H105ZM158 240V241H157ZM235 240H238V243H235L234 241ZM17 241V240H16ZM94 243H93V242ZM124 241H126V242H124ZM131 241V242H130ZM149 241V242H148ZM191 243H190V242ZM194 241V242H193ZM231 241V242H230ZM241 241V242H240ZM248 241V242H247ZM93 244H92V243ZM199 244H198V243ZM218 242V243H217ZM248 244H247V243ZM23 243H25V244H23ZM97 243V244H96ZM101 243V244H100ZM126 243V245H124ZM133 243V244H132ZM198 245H197V244ZM226 243V244H225ZM92 244V245H91ZM98 244H99V246H98ZM168 244V245H167ZM194 244V246H195V248H194V246H192ZM223 244H225V245H223ZM2 245V246H1ZM43 245L45 246L46 244H44L43 243ZM100 245H102L101 247H100ZM121 245H123L122 247H121ZM161 245V246H160ZM199 245H201V246H199ZM202 245H203V248L204 247H208V248H210V251H212L211 253H212V255L216 252V254H214L215 255V258H214V260H213V257H214V255H213V257H212V255H210V253H209V249L207 250L206 249V252L208 251V253H206L205 252V248L203 249V248H200V247H202ZM205 245V246H204ZM219 245V246H218ZM238 245V246H237ZM243 245V246H242ZM43 246V247H44ZM95 246V247H94ZM126 246V247H125ZM135 246V247H134ZM150 246V247H149ZM132 247V248H131ZM187 247V248H186ZM238 247V248H237ZM256 247H258V248H256ZM3 248V249H2ZM103 248V250L101 251L100 249H102ZM214 248V249H213ZM230 248V249H229ZM93 249V250H94ZM133 249V250H132ZM177 249V250H176ZM189 249V250H188ZM191 249V250H190ZM193 249H197V251L199 252V255L198 256H196L195 258H193V257H191L190 255V252L193 250ZM215 249H217V251H215ZM220 249V250H219ZM227 249V250H226ZM230 251H229V250ZM247 249V250H246ZM263 249V250H262ZM3 250V251H2ZM125 250V252H123ZM136 250H137V252H136ZM184 252H183V251ZM204 250V253L202 252V251ZM214 250V251H213ZM224 251V253H223V251ZM69 251H70V254H76L74 251L72 252L70 249H69ZM171 251V252H170ZM188 251V252H187ZM222 251V252H221ZM23 252V253H22ZM72 252V253H71ZM130 252V253H129ZM135 252V253H134ZM154 252V253H153ZM134 253V254H133ZM179 253V254H178ZM186 253H187V255H188V253L190 254L189 256H187L186 255ZM228 253V254H227ZM229 253H230V255H229ZM263 253V254H262ZM104 254V255H103ZM129 254V255H128ZM150 254V255H149ZM204 254H209V255H207V258L204 256V257H202ZM223 254H226V255H223ZM232 254V255H231ZM239 254V255H238ZM128 255V257H126ZM142 255V256H141ZM144 255V256H143ZM7 256H9V258L10 259H8V257ZM75 256H76V258H75ZM71 255L70 257H71V259H72V264H84V260L82 261V259H83V256H80V257H78L79 255L78 254H76V255ZM101 257H99V259L101 260H104V258H105V260L106 259H108L109 258V256H108V254H107V252H103L101 255H100ZM138 256V257H137ZM147 256V257H146ZM175 256V257H174ZM230 256V257H229ZM247 256V257H246ZM13 257V258H12ZM20 257V258H19ZM76 259V260H78V261H76L74 258ZM85 257V256H84ZM197 257H198V259H199V261H198V259H197ZM209 257H211V258H209ZM235 257V258H234ZM243 257V258H242ZM12 258V259H11ZM19 258V259H18ZM111 258V257H110ZM146 258H149V259H146ZM176 258V259H175ZM191 258V259H190ZM203 258V259H202ZM2 259V260H1ZM74 259V260H73ZM208 259V260H207ZM243 259V260H242ZM97 260H98V258H97ZM99 260V261H100ZM189 260V261H188ZM192 260L195 262H192ZM210 260V261H209ZM217 260V261H216ZM82 261V262H81ZM150 261V262H149ZM197 261V262H196ZM209 261V262H208ZM213 261H216V262H214L213 263ZM24 262V263H23ZM74 262V263H73ZM80 262V263H79ZM190 262V263H189ZM245 262V263H244ZM247 262V263H246Z\"/></svg>",
	"mask_w": 264,
	"mask_h": 264
}]
</instances>
